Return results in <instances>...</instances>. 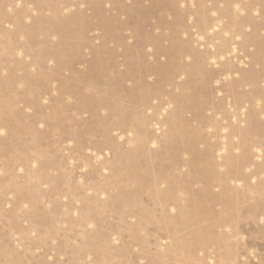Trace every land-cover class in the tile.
<instances>
[{
  "label": "rangeland",
  "instance_id": "1",
  "mask_svg": "<svg viewBox=\"0 0 264 264\" xmlns=\"http://www.w3.org/2000/svg\"><path fill=\"white\" fill-rule=\"evenodd\" d=\"M0 264H264V0H0Z\"/></svg>",
  "mask_w": 264,
  "mask_h": 264
}]
</instances>
